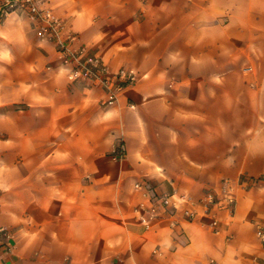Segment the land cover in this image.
<instances>
[{"label": "crops", "instance_id": "1", "mask_svg": "<svg viewBox=\"0 0 264 264\" xmlns=\"http://www.w3.org/2000/svg\"><path fill=\"white\" fill-rule=\"evenodd\" d=\"M39 3L72 47L136 79L102 104L100 83L69 80L55 41L0 0V264H264V8ZM137 180L189 201L146 227Z\"/></svg>", "mask_w": 264, "mask_h": 264}, {"label": "built area", "instance_id": "2", "mask_svg": "<svg viewBox=\"0 0 264 264\" xmlns=\"http://www.w3.org/2000/svg\"><path fill=\"white\" fill-rule=\"evenodd\" d=\"M40 0H6L5 6L2 8V13L16 7H22L26 10L28 17L38 23V35L41 38L52 39L56 43L58 52H60L61 60L64 64L69 65L67 69V78L69 80L84 79L98 81L105 89V98L102 104H112L116 100L118 91L127 84H130L136 79L135 71L128 67H120L115 71H111L107 65L100 59L97 53L87 50L85 47L74 48L71 46V41L77 39V35L73 32L65 33L61 37V32L64 31V24L60 17L55 15L50 8L41 6ZM223 188L227 187V181L223 180ZM134 187L138 189L141 195L150 202L142 205L145 213H141L139 218L142 223L148 227L160 215L158 205H166L173 201H189V197L182 193H157L151 194L145 183L140 180L134 182ZM215 197L212 193H207L204 198V205L207 206L213 203ZM226 204L231 210L234 199L232 196H226ZM186 218L192 219L197 215V210L186 208L183 212ZM213 229L217 226V220L211 217L206 220ZM258 235L264 241V228H258Z\"/></svg>", "mask_w": 264, "mask_h": 264}, {"label": "rangeland", "instance_id": "3", "mask_svg": "<svg viewBox=\"0 0 264 264\" xmlns=\"http://www.w3.org/2000/svg\"><path fill=\"white\" fill-rule=\"evenodd\" d=\"M250 2H253L254 8H264V0H250ZM244 3V0H242V4ZM238 63H243L242 60L241 61H237V62H232V64H238Z\"/></svg>", "mask_w": 264, "mask_h": 264}]
</instances>
